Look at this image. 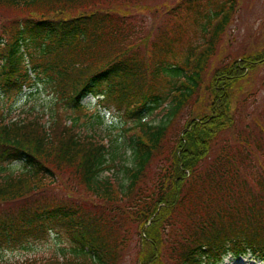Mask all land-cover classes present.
<instances>
[{
    "label": "trees",
    "instance_id": "16d2710c",
    "mask_svg": "<svg viewBox=\"0 0 264 264\" xmlns=\"http://www.w3.org/2000/svg\"><path fill=\"white\" fill-rule=\"evenodd\" d=\"M237 8L0 0V98L34 78L56 98L47 120L7 122L0 111V164H23L0 179V247L41 241L43 221L57 219L71 252L40 264H124L132 249L133 264H215L227 253L264 261V89H248L264 37L255 31L257 50L211 67L232 55L220 44ZM89 96L123 123L112 145L81 133ZM161 110L159 123L147 120ZM124 144L115 186L100 175Z\"/></svg>",
    "mask_w": 264,
    "mask_h": 264
},
{
    "label": "rangeland",
    "instance_id": "374dc122",
    "mask_svg": "<svg viewBox=\"0 0 264 264\" xmlns=\"http://www.w3.org/2000/svg\"><path fill=\"white\" fill-rule=\"evenodd\" d=\"M237 1L238 8L235 16L229 28H227L225 35L222 37L220 44L222 53H228L230 55L231 52L232 55L226 60L225 57L216 56L211 67H216L223 62H231L233 54L237 57L240 55V51H243L244 54H249L248 52L257 50L255 49L256 44L249 39L255 31L260 32L259 35H261V40L264 37V0ZM246 47H248L250 51H245ZM257 73L254 84L251 83L248 85V89L250 90L264 89V84L262 85L264 66L257 69ZM258 96L262 97V92H260ZM55 100V94L52 92L50 85L42 78L41 80L34 78L30 87L28 88L26 86L19 95H13L7 100L0 98V111L7 122L16 121L21 118L32 119L43 117L41 118L42 121L50 117V109L53 108ZM96 101V98L90 96L83 100L82 103L86 106L87 112L86 116L78 121L81 126V128H79L83 135H94L96 140H102L107 143V145H112L114 141L111 142L110 140L118 139V134L123 123L116 118L117 116L115 114L99 111ZM164 114L165 111H158L149 115L147 120L153 124L159 123ZM97 116H101V122H98ZM183 116H185V112ZM126 150L127 145H121L119 150L120 155H118L117 159L114 161L115 165L111 170L104 171L100 175L102 180H108L115 186L116 184L124 182L121 166L129 162V152ZM124 159L127 161L124 162ZM21 172H23V164L21 162H13L9 165L0 164V179L8 176H16ZM52 220L43 221L42 224L46 226V228L44 230L45 238L41 241H29L24 247H22L23 245L9 249L0 247V264H24L26 262L40 264L52 261L57 257L61 259V253L64 252V254L69 255L72 246L70 240L71 235L66 232V225L63 222H57L64 220ZM131 247L133 248V243ZM135 256L136 251L132 249L127 253L124 264H133ZM215 264H264V261L251 254H246L238 258L227 255Z\"/></svg>",
    "mask_w": 264,
    "mask_h": 264
}]
</instances>
